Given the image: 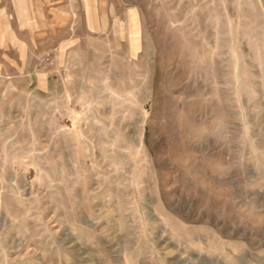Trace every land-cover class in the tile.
Wrapping results in <instances>:
<instances>
[{
	"label": "rangeland",
	"instance_id": "obj_1",
	"mask_svg": "<svg viewBox=\"0 0 264 264\" xmlns=\"http://www.w3.org/2000/svg\"><path fill=\"white\" fill-rule=\"evenodd\" d=\"M0 264H264V0H0Z\"/></svg>",
	"mask_w": 264,
	"mask_h": 264
}]
</instances>
